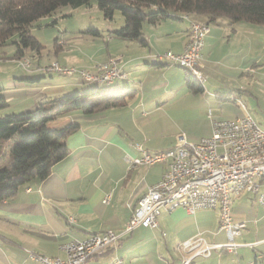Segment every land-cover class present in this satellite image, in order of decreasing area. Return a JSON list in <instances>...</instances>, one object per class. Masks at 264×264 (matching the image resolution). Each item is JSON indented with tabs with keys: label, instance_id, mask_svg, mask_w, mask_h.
Here are the masks:
<instances>
[{
	"label": "crops",
	"instance_id": "0c3cea01",
	"mask_svg": "<svg viewBox=\"0 0 264 264\" xmlns=\"http://www.w3.org/2000/svg\"><path fill=\"white\" fill-rule=\"evenodd\" d=\"M208 20L204 15L197 19L184 14L156 25L146 23L145 44L111 31L108 53L110 48H115L114 53L123 52L120 67L125 76L109 84L120 83L122 90L129 87L135 94L125 106L88 115L73 111L49 122L52 127L69 122L80 126L67 138L69 154L52 166L47 178L29 181L13 197L0 202V264H40L31 258V252L66 258L63 244L107 230L122 233V237L85 264H117L118 258L125 264H183L191 253L183 250L182 243L191 237L202 235L211 243L227 242L219 227V213L213 209L195 213L183 207L163 209L158 226H140L123 234L138 199L162 179L168 167V160L130 167L126 157L142 156L139 146L158 152L173 147L179 134L188 141L210 136V108L220 119L249 112L264 128V25L227 18ZM191 21L210 26L200 60L207 78L198 93L186 85L187 69L152 61L158 52L184 51ZM58 41L63 50L64 40ZM7 60H0V85L8 106L0 113L33 110L41 101L83 87L79 77L47 78L53 73L43 68L50 63H32L31 73L21 77L19 62ZM59 62L89 69L95 63ZM7 65L12 70H7ZM25 77L38 78L30 81ZM237 100L246 101V108ZM107 195L110 200L104 203ZM232 206L233 219L246 223L243 233L235 237L237 250L217 249L190 264H264L262 206L250 193L234 197Z\"/></svg>",
	"mask_w": 264,
	"mask_h": 264
},
{
	"label": "built area",
	"instance_id": "2783aa9c",
	"mask_svg": "<svg viewBox=\"0 0 264 264\" xmlns=\"http://www.w3.org/2000/svg\"><path fill=\"white\" fill-rule=\"evenodd\" d=\"M207 22L191 21L188 42L183 52L166 51L152 55V61H167L187 69L202 85L207 76L200 60L209 33ZM121 58L110 57L97 65L98 73L51 62L43 70L53 74L79 77L91 84L111 83L124 78ZM21 67L31 68L29 58L18 60ZM232 97V96H231ZM233 98V97H232ZM235 99V98H234ZM239 103L245 107L240 100ZM246 108V107H245ZM212 122V134L198 141H188L184 134L177 136L176 144L166 150L149 152L142 150L140 157H126L130 167L152 165L168 160L162 179L151 185L138 199L125 224L124 233L137 227H156L163 209L183 207L189 213L199 209H213L219 213V227L227 236L226 243H211L202 235L191 237L182 243L190 256L183 264H190L199 256L209 257L214 250L235 252L239 244L235 237L243 233L246 223L233 219V199L243 193L254 195L264 211V128L253 116L220 119L208 110ZM110 195L103 202L108 203ZM73 222L74 218L69 217ZM122 233L113 230L92 234L85 240L74 239L62 245L67 257H49L31 252V258L40 264H85L90 258L115 246ZM250 246H253L250 244ZM117 264H125L120 258Z\"/></svg>",
	"mask_w": 264,
	"mask_h": 264
},
{
	"label": "trees",
	"instance_id": "16d2710c",
	"mask_svg": "<svg viewBox=\"0 0 264 264\" xmlns=\"http://www.w3.org/2000/svg\"><path fill=\"white\" fill-rule=\"evenodd\" d=\"M92 1L109 19L120 10L124 24L112 33L142 44L147 41L146 23L156 25L184 14L204 15L209 22L227 18L231 22L264 25V0H0V46L8 42L15 44L12 59L21 60L34 54L40 56L44 45L33 35L31 28L54 16L62 6L92 5ZM88 31L93 35L101 34L97 28ZM7 57L8 54L3 53L0 60ZM25 78L34 81L38 77ZM185 81L192 92L204 89L190 72ZM2 90L0 85V111L8 106ZM134 94L130 89H101L96 85L87 91L75 90L41 101L33 110L0 113V202L13 197L29 181L47 178L52 166L69 154L67 138L80 124L69 122L52 127L49 125L51 120L73 111L88 115L125 106Z\"/></svg>",
	"mask_w": 264,
	"mask_h": 264
},
{
	"label": "rangeland",
	"instance_id": "374dc122",
	"mask_svg": "<svg viewBox=\"0 0 264 264\" xmlns=\"http://www.w3.org/2000/svg\"><path fill=\"white\" fill-rule=\"evenodd\" d=\"M190 15L197 19L202 16L195 13H191ZM54 19H57L56 23L52 22ZM123 24L124 16L120 10H116L114 12L112 19L106 18L103 11L97 6L94 1H92V5H83L78 7H73L71 5L62 6L55 11L54 17L52 16L49 19L39 21L31 28L33 35L44 45V49L42 50L40 56L36 54L31 55L29 57L30 61L34 65L40 64V66L46 63H51L53 61H88L90 63L95 62L93 65L94 67L90 69L88 67L82 68L65 65L60 62L59 63L62 66L75 67L77 69H84L89 70L93 73H98L97 65L99 63L108 61V59L110 58L109 55L116 58H123V52L114 53L115 48H110V53H108L107 44L108 35L112 34V29L119 28ZM90 28L99 29L101 34H91V32L88 31ZM58 40H64L65 44H63V50H61L57 46V43L59 42ZM111 47H113V45ZM15 50V44L8 42L7 45L0 46V55L3 53H7L8 57L5 58L4 61H8L7 59L9 57V59H12L11 57H13V55L15 54ZM69 56L74 60L68 58ZM13 61L18 60L14 59ZM11 68L12 66L7 65V70H12ZM19 71L21 72V77L28 76L25 74L31 73L29 72L31 70L24 68H20ZM15 74L17 76V73ZM51 76L54 79L60 80L75 79V77L68 78V76L59 75L56 73L47 74V78ZM81 84L83 86L82 88L71 89L60 94L63 95L67 92H72L75 90H80L81 92H83L96 86L95 84L83 81H81ZM99 87H101V89L110 87L122 89L121 87H123V85L119 83L114 86L110 85L109 83H101ZM128 90L129 87L124 88V91ZM244 102L246 104V101ZM258 250L260 249L258 248Z\"/></svg>",
	"mask_w": 264,
	"mask_h": 264
}]
</instances>
